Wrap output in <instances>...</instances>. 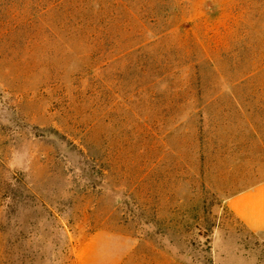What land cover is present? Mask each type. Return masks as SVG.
Wrapping results in <instances>:
<instances>
[{"label": "rangeland", "instance_id": "1", "mask_svg": "<svg viewBox=\"0 0 264 264\" xmlns=\"http://www.w3.org/2000/svg\"><path fill=\"white\" fill-rule=\"evenodd\" d=\"M263 179L264 0H0V264H264Z\"/></svg>", "mask_w": 264, "mask_h": 264}, {"label": "crops", "instance_id": "2", "mask_svg": "<svg viewBox=\"0 0 264 264\" xmlns=\"http://www.w3.org/2000/svg\"><path fill=\"white\" fill-rule=\"evenodd\" d=\"M226 205L246 228L264 233V179L228 197Z\"/></svg>", "mask_w": 264, "mask_h": 264}, {"label": "trees", "instance_id": "3", "mask_svg": "<svg viewBox=\"0 0 264 264\" xmlns=\"http://www.w3.org/2000/svg\"><path fill=\"white\" fill-rule=\"evenodd\" d=\"M204 232H205V231H204ZM204 232H203V233H204Z\"/></svg>", "mask_w": 264, "mask_h": 264}]
</instances>
